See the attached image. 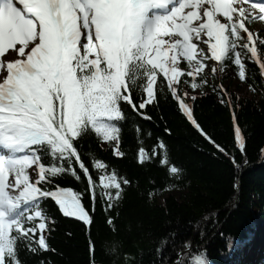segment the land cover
<instances>
[{"label": "snow or ice", "instance_id": "obj_1", "mask_svg": "<svg viewBox=\"0 0 264 264\" xmlns=\"http://www.w3.org/2000/svg\"><path fill=\"white\" fill-rule=\"evenodd\" d=\"M235 3L0 0V264H27L22 249L37 255L54 251L47 234L55 221L43 207L46 199L51 198L64 216L88 225L92 216L82 203L86 196L93 206L97 197L108 209L116 206L130 181L100 159L85 163L79 143L94 133L114 145V155L123 157L124 106L151 121L142 110L157 102V92L167 89L184 117L235 162L194 115L197 99L208 95L206 88L226 91L215 80L232 66L238 79L247 82L256 75H249L246 61H251L264 78V53L258 47L264 39L249 27L264 21V0L251 9ZM220 103L231 105V97ZM232 117L235 142L243 152L245 137L235 111ZM152 159L171 165L172 176L181 175L163 139L158 138L151 153L140 148V163ZM64 176L83 180L84 190L55 183ZM173 264L208 261L186 243Z\"/></svg>", "mask_w": 264, "mask_h": 264}, {"label": "trees", "instance_id": "obj_2", "mask_svg": "<svg viewBox=\"0 0 264 264\" xmlns=\"http://www.w3.org/2000/svg\"><path fill=\"white\" fill-rule=\"evenodd\" d=\"M258 47L264 53V45ZM246 65L250 76L256 74L241 81L251 95H239L225 84L226 91L206 88L208 95L194 105L197 122L235 162L184 117L167 89L164 94L157 92V102L142 110L151 121L124 106L123 157L114 155V145L94 133L79 143L85 163L100 159L130 181L123 186L121 199L108 209L98 197L93 206L86 196L82 203L92 216L90 225L64 216L51 198L46 199L43 207L55 221L47 234L54 251L37 255L22 249L21 258L27 264L41 260L46 264H173L177 253L190 243L208 264H264V78L258 65L251 61ZM227 70L238 78L234 66ZM215 83L220 85L217 77ZM229 97L231 105L220 103ZM233 111L245 137L243 152L234 138ZM158 138L165 141L171 163L182 170L179 178L168 172L171 165L155 159L139 162L140 148L151 153ZM91 171L98 183V171ZM55 183L73 191L85 188L83 180L71 176ZM96 191L99 195V188Z\"/></svg>", "mask_w": 264, "mask_h": 264}, {"label": "rangeland", "instance_id": "obj_3", "mask_svg": "<svg viewBox=\"0 0 264 264\" xmlns=\"http://www.w3.org/2000/svg\"><path fill=\"white\" fill-rule=\"evenodd\" d=\"M235 7H244L246 9H251L252 6H247L245 4L240 3L239 1H236ZM250 30L253 32H256L260 35L262 39H264V21H255L252 22L250 25ZM246 36V34H245ZM225 78V81L222 82V79ZM217 83L218 84H229L231 86V89L234 90L239 95H251L246 86L235 76V74L227 70L224 74H217ZM105 144V143H104ZM177 195H179L178 192H173Z\"/></svg>", "mask_w": 264, "mask_h": 264}]
</instances>
